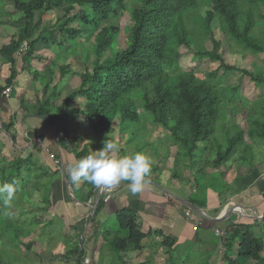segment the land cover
Returning a JSON list of instances; mask_svg holds the SVG:
<instances>
[{
  "label": "trees",
  "instance_id": "trees-1",
  "mask_svg": "<svg viewBox=\"0 0 264 264\" xmlns=\"http://www.w3.org/2000/svg\"><path fill=\"white\" fill-rule=\"evenodd\" d=\"M3 1L0 0L2 13ZM129 1L10 0L15 11L21 14L17 20L21 28L18 34H13L6 43L0 45V56L10 63V74L5 79V84L0 86V100L5 99L2 92L11 87V99L20 101L21 107L27 109L26 116H48V125L59 131L57 145L65 146L72 139L71 127L80 128L88 134L100 135L118 123L122 135L127 130V123H143L136 105L137 98L153 124L162 127L171 136L170 139L176 144L180 155L189 161L190 169L197 167L198 153L208 151L214 154L212 171L218 172L223 180L230 168L227 163L246 159L245 134L264 139V107L259 112L263 118H256L258 109L251 103L247 109L249 114L245 129L240 126L228 127L224 123L219 126L218 122L225 117V108L237 102L235 96H229V91L233 94L240 91V86H225L223 78L226 73L241 71L242 76L249 77L257 86H261L264 85V75L260 70L240 69L227 64L219 53L222 42L215 38L212 26L216 20L235 45L264 55V24L260 30L255 25L257 20L264 21V15L260 11L264 0H138L140 5L131 9L127 6ZM202 8H206L204 13L200 11ZM57 10L63 12L59 19V31L66 35L71 46L76 48L80 45L85 50V44H90L94 57L92 68L78 73V87L60 105L53 103V92L38 99L35 109L28 110L27 106L30 108V105L25 104L19 95L18 80L20 75L32 69L35 60L44 61V70L34 71L33 79L39 82L47 75L44 90L47 89L51 80V64L46 63L47 58L36 54V48L40 43H54L53 32L42 25L44 16ZM125 11L130 13L131 22L125 27V47L120 48L118 36L121 29L107 22ZM255 29L260 31L257 36L252 34ZM205 41L211 42V49L206 48ZM58 48L63 50L64 43L60 42ZM181 49H191L197 58H209L218 62L219 66L202 75L193 70H183L179 64ZM87 57H91L89 52ZM64 58L67 59V56ZM220 70L223 73L218 75ZM59 71L64 77L72 73V68L65 64ZM8 101L9 99H5V103ZM69 104L73 106L66 109ZM15 118L14 114L8 121L2 120L0 133V185L16 181L13 200L21 193L29 194L30 184L35 187L42 185H39L38 180L45 175L41 171L37 172L31 152L25 157L15 155L22 151L13 129ZM218 130L223 132L222 137L218 135ZM35 133L36 131L28 132V138H33ZM3 137H7L12 152L3 145ZM32 146L35 147V144ZM90 153L87 147L75 150L77 160ZM201 157L202 154L200 161ZM53 166L54 171L48 169L49 181L46 180L42 185L47 192L43 196L47 208L51 206L48 189L58 174L57 166ZM221 168H225L224 172ZM199 171H203L202 167ZM211 181L216 189V179ZM89 194L88 197L93 196L94 192ZM9 203L14 205V201ZM94 203L93 216L78 236L72 250L77 264H85L87 260H91L86 240L93 230L97 214L104 207V201L97 199ZM16 206L20 209V214H25L18 204ZM5 211H9V208L0 198V235H7L11 243L18 241L30 250L34 242H27L25 239L23 226L27 220L19 224ZM116 217L124 234L117 232L111 239L110 230H105L104 243L100 250L108 248L114 253V260L122 263L123 253L142 250L140 243L147 234L137 224L134 210L122 209L117 212ZM255 223L253 221L247 225L240 223L228 226L227 232L233 242L226 247L224 259L227 264H264V240L255 236ZM31 234L33 233L28 232L30 237ZM163 244L169 246L167 252L170 264H175V247H172L174 242L166 237ZM68 257L67 254L55 253L54 259L66 260ZM0 264H5L1 258ZM143 264L150 263L147 261Z\"/></svg>",
  "mask_w": 264,
  "mask_h": 264
},
{
  "label": "rangeland",
  "instance_id": "rangeland-1",
  "mask_svg": "<svg viewBox=\"0 0 264 264\" xmlns=\"http://www.w3.org/2000/svg\"><path fill=\"white\" fill-rule=\"evenodd\" d=\"M139 5L140 2L138 0H130L127 6L131 9L134 7H138ZM1 9L3 10V13L0 12V45L6 43L13 34H18L21 28V24L17 21L21 14L15 11V8L10 0H4L3 8ZM205 10L206 8H202L200 11L201 13H204ZM260 11L261 14L264 15V4H261ZM62 15L63 12L57 10L51 11L44 16L42 26L43 28H47L53 32L54 43H40L36 48V54L38 56L47 58V61L49 62L46 61V63L51 64V80L48 82L49 84L47 86V89L44 90L46 86L44 82H47V75L43 76L42 80L39 82L33 79L34 71L44 70V61L35 60L33 62L32 69L29 72L23 73L19 77V95H21L22 101H25V104L30 105V108L29 106H27L28 110L35 109L34 107L36 106L38 99H41L46 95L48 96L50 93L53 94V92H55V94H53V103H55V105H60L62 101L78 87L80 83L78 73L83 72L86 68H92V60L94 57L91 54L90 44H85V50H83L80 45H77L76 48H73L70 42L67 40L66 35L60 33L59 25L61 24V22L59 19L62 17ZM130 22V13L127 11L122 13L119 17L107 22V24L109 25L114 24L120 27L121 32L118 36L120 48L125 47L127 39L125 27L130 25ZM262 24H264V21L257 20L255 24L256 28L260 30L263 26ZM72 25H75V23H73ZM212 29L215 33V38L222 42L219 53L223 56L227 64L234 65L240 69L246 68L249 70H260L264 75L263 54H256L250 50L242 48L239 45H235V43L224 34L222 27L216 23V20L213 23ZM257 31L258 30L256 29L253 30L252 34L257 36L260 32ZM60 42L64 43L63 50H59L58 48V44ZM205 46L207 49L212 48L211 42L209 41H205ZM63 51L65 53H62ZM88 52L90 53V58L87 57ZM60 53L62 54V56ZM57 55L60 56L58 57ZM65 56H67V59L64 58ZM19 62L20 60L18 59V63ZM65 64L71 66L72 73L70 72L62 77L60 75L59 68ZM179 64L181 69L193 70L199 75H202L203 73L211 70H215L219 66L218 62L212 61L209 58H197L194 54V51L191 49L182 50V57L180 58ZM18 65L19 64H17V67ZM222 73L223 71L220 70L218 72V75H221ZM9 74V61L0 56V86L5 84V79L9 76ZM223 83L228 87L240 86V91L237 94H233L231 91L227 90L229 91V96L236 97L237 102L228 105L225 108V117H223V119L218 122L220 127L222 123H224L228 127L234 126L235 128V126H240L242 129H245L247 114H249L247 113V109L249 108L250 103L254 106L255 109H258L256 118H263L262 116H260L259 112L260 108L264 107V100H258L257 102H255V105L253 104V101L257 98L261 99L262 97H264V85L257 86L252 80L249 79V77L242 76L241 71L226 73L223 78ZM11 103L14 105V109L16 110V113L14 112L16 115V131L18 133L20 132V134L23 132L26 134V129H23L21 124L22 122H25L24 119L28 117L26 116L27 109H25V107L23 106L21 107L20 101H18V99L14 100V98H12ZM78 104L82 105V103L80 102H78ZM136 105L138 107V112L140 113V115H142L143 123H127L125 125V127H127V135H122L121 141L123 143L121 144V147H124L125 154L129 155L135 152H143L148 155L152 160V171L149 179L160 181L161 184L167 185L164 187L165 189L167 188L169 190L168 186H172V184L176 187L179 186L178 184L181 185L182 183L183 185H186L190 182L193 183L194 191L192 190V195H189L190 198L187 197V200L190 201L189 204H195L198 199L206 200V196H210L212 192L218 193L219 200H221V202H224V198L226 197L228 192L225 180L228 182L230 181L229 174H232L233 170L230 171L229 168L226 172V177L222 180L221 177H219L218 172L212 171L214 154L209 153L208 151H204L202 153L199 152V157L202 154L201 161L198 157L196 159L197 167H195L194 169H190L188 166L189 161L180 155L176 144H174L170 139L171 136L165 129H163L162 127H158L156 124H153L151 118L144 113V110L141 106V101L137 98ZM72 106L73 104H69L66 109L71 108ZM7 113H9V111H7ZM43 122H46V124L48 123L47 119L43 120ZM43 122H41V124ZM51 128L52 127L48 128L49 134L51 135L53 134L52 130L58 131L56 130V128H52V130H49ZM71 128L72 131H75L71 132V134L73 135L74 133L77 134L78 131H81L80 128ZM119 129L120 125L118 123H115L113 127L106 133V135L117 142L121 137ZM217 132L218 135L222 137L223 132L219 130ZM0 133H2L1 123ZM97 135L98 137L100 135L103 136V134H93L90 138V143L82 142L83 146L81 149L87 147L89 151L92 152L93 144H96L97 148L99 146L102 148L104 140L103 138H101L100 141H98ZM245 136L247 135L245 134ZM75 139L76 137L73 138V141L69 145L70 151L74 150L77 145L78 147L76 148L80 149V143L77 142H80L81 140L80 138L78 140ZM2 140L4 142L3 145L5 144L6 147L12 152L13 149L11 148L12 146L9 143L7 137H3ZM253 140L254 142L264 141L262 137H254ZM52 141H54V138H52ZM52 141L50 146L48 147L49 153H46V151L42 149H45L47 147L43 146L42 148H40L36 143L35 144L37 146L35 145V147L30 149V152L33 154L34 165H41L40 167H43V174L45 173V177L42 176L41 178H39V182H45L46 180L49 181L48 179L50 175L49 173L46 174L47 169L54 171L55 168L53 166L54 161L52 159L56 158L57 154L55 147L51 146L54 144V142ZM35 149L37 150V153H35ZM245 149L246 154L248 155V150L250 149L248 148L247 150V147H245ZM26 154L28 153H26L25 149L15 153V155L22 156H25ZM49 154H53L54 158H51L52 156ZM233 162L234 161L232 160V162L227 163L228 166L230 167ZM239 163H245V161H239ZM57 167L59 166L57 165ZM201 167L203 171H199ZM224 169L225 168H221V171L224 172ZM197 170L198 173H195L197 172ZM37 172H40V170H37ZM213 178L214 180L216 179V189L212 186L211 183V180ZM34 179H37V177ZM12 201H14V205L11 203L6 205L9 208V211H5V213L10 217L12 215L11 219L18 222L19 224L23 223L25 219L27 220L23 226L25 228V239L27 242L33 240L34 243L29 250L25 246L20 245L18 241L11 243L8 240L7 235H0V258L5 264H77L75 259L73 258L74 255L72 254V250H74V245L78 240V231L76 233H73L75 231L73 227L66 226L68 222H63L60 219L56 221L57 218L54 220H51L50 218L49 221H51L52 224L50 222L47 223L45 229L39 226V223H43L44 221L45 223L47 222V219H45L46 217H52L49 216V214L46 215L50 208H47L46 204H44L42 194H39V192H37L36 190L31 189L29 194L23 195V193H21L16 197V199ZM15 203L16 205L18 204L22 210H24L25 214H20V209L15 205ZM57 208H59V206L56 207V210H58ZM84 219L85 220L83 221L86 223V221H88L87 219L89 218L88 216H86V218ZM80 223L82 222H79L77 224L78 227ZM63 225L64 227L66 226V228L62 232V229H64ZM53 227L56 230H54ZM107 227L111 232V239L114 238V236H116L115 234L117 233L112 234L111 229H119V224L116 217H110ZM261 227V224H256V226H254V234L256 237L263 238L264 240V230ZM49 229L56 232L52 234ZM28 232L33 233L31 234V237L28 235ZM38 234L39 236L42 234V236L39 237ZM204 235L207 237L210 243L219 245L220 240L218 238H215L212 233H210V231H205ZM159 245L162 247H152V252H149L147 247L146 249H144V247L139 251L125 252L123 253L124 261L122 263H118L114 260V253H111L108 248L105 247L104 250L101 251L100 249L97 250L96 247H92L94 248V250H92L90 254L91 260H87L85 264H143L147 261L150 264H170L169 254L165 250L167 247H165V244H163V241L160 239ZM206 248L208 247H193V245H190V247L176 246L173 253L175 257V264H227L224 259L226 251L225 247H212L207 250ZM55 253L67 254L69 255V257L66 260L65 258L55 260ZM262 255L264 257V252L262 253ZM94 260L96 263L94 262Z\"/></svg>",
  "mask_w": 264,
  "mask_h": 264
},
{
  "label": "crops",
  "instance_id": "crops-1",
  "mask_svg": "<svg viewBox=\"0 0 264 264\" xmlns=\"http://www.w3.org/2000/svg\"><path fill=\"white\" fill-rule=\"evenodd\" d=\"M5 99H9V101L5 103ZM5 99H2L4 102L0 100L1 125L2 120L8 121L10 117L16 113L14 105L11 103V98ZM258 100H264V97L255 99L253 104ZM7 111H9V113H7ZM45 119L48 118L36 114H31L25 118V122H22L21 126L23 129H26V134L24 132V134H20V132L18 133L16 131V123H14L13 128L14 131H16L21 150L25 149L26 153H30V149L33 148L32 144L36 143L34 137H40L42 139V146L36 144L40 148L43 146L47 147L42 149L45 150L46 153H49L47 150H49L48 147L51 144L52 138H54V141H52L54 144L51 146L55 147L57 154L56 159L60 162L56 164L52 159L54 164L59 166L56 167L58 174L55 175L54 182L48 189L51 206L46 215L49 214V216L52 217H46L45 219H47V222L45 223L44 221L43 223H39V226L45 229L47 223L50 222L52 224V222L49 221L50 218L51 220L57 218L56 221L60 219L63 222H68L66 226L75 228L73 233L78 231V236H80L89 222L86 221L85 223L83 221L85 220L84 218L88 216L89 219L87 220H90L93 216V203L94 201L96 202L97 199H104L101 195L103 191L104 195L109 196V200L107 202L103 200L104 207L97 214L93 230L86 240V246L89 247L88 250L90 253L94 250L92 247H96L97 250L103 247V234L105 230H108V220L112 216L116 217L117 212L125 208L136 212L137 224L140 226L141 231L147 234L141 241L140 247H142V249L144 247V249H146L147 247L149 252H152V247H162L159 245V239L163 241L166 237L174 242L172 247H190V245H193V247H208L206 250L212 247H229L232 245L233 240L229 232H227V228L231 224L237 225L243 223L247 225L255 221V226L256 224H261V228L264 230V141L254 142L253 138H257L256 136L252 137L247 134L245 138L247 150L248 148L250 149L248 150V155L246 154L245 163H239L237 160L230 166V171L233 170V172L229 174L230 181L228 182L225 180L226 187L228 188L227 195L224 198L225 201L221 202L218 198V193L212 192L210 196H206V200L198 199L195 204H189L190 201L187 200V197H189L192 190L194 191V186L191 182L186 185H183V183L181 185L178 184L179 186L176 187L172 184V186H168V190L164 188L167 185L161 184L160 181L150 179V183L145 186L144 190L135 196L131 195L128 188L129 182L127 181H122L119 185L108 189H97L84 180H81L78 186L70 184L67 169L70 165L78 161L75 156V150H81L83 143H90V138L93 134H88L84 130H77V134L74 133L73 135L71 132L75 131L71 130L70 136L72 139L69 140L65 146H60L57 145L56 142L59 131H53L51 128L49 130H52L53 134H49L48 128L50 127L49 125L47 126L48 123L46 124V122H43ZM41 122L43 123L41 124ZM33 131H36V135L33 137L34 139L28 138V132ZM106 133L107 132L103 133V136L100 135L99 137L97 135L98 141H100L101 138H103L104 141L107 138L111 139ZM125 134L127 135L126 131L122 135L125 136ZM122 135L117 142L112 140L117 143L119 147V155L125 156L124 147H121V144H123L121 142ZM75 137V140L79 138L81 140L77 142L80 143V149L76 148L78 147L77 145L74 150L70 151L69 145ZM26 139L30 141H26ZM99 149H101L100 146L97 148L96 144H93L92 152ZM35 153H37L36 149ZM40 166L41 165H35L36 170L41 171L43 167ZM41 172L43 173V170ZM40 184L44 185V182H40L39 185ZM42 185L35 187V185L30 184L29 191H31V189L36 190L39 194H42L43 198L47 192L42 188ZM90 192H94V194L88 197ZM57 206H59V208H57L58 210H56ZM188 210L191 211L190 217L186 216ZM79 222L82 223H80L78 227L77 224ZM66 226L64 227L63 225L64 229H62V232L65 230ZM216 228H219L223 232L222 236L215 235L214 230ZM54 230L56 229L54 228ZM111 230L112 234L117 232H119L118 234H124L123 231L120 230V227L118 230L115 228ZM49 231L52 234L56 232L51 229H49ZM205 231H210L215 238H218L220 240L219 245L210 243L204 235ZM40 236H42V234ZM165 247L169 246L165 244ZM165 250L167 251V248Z\"/></svg>",
  "mask_w": 264,
  "mask_h": 264
},
{
  "label": "clouds",
  "instance_id": "clouds-1",
  "mask_svg": "<svg viewBox=\"0 0 264 264\" xmlns=\"http://www.w3.org/2000/svg\"><path fill=\"white\" fill-rule=\"evenodd\" d=\"M152 160L143 152L119 155V147L106 139L101 149L88 154L67 169L69 183L79 185L84 180L97 189H108L127 181L131 195L141 193L150 183ZM16 192V181L0 185V198L8 205Z\"/></svg>",
  "mask_w": 264,
  "mask_h": 264
},
{
  "label": "built area",
  "instance_id": "built-area-1",
  "mask_svg": "<svg viewBox=\"0 0 264 264\" xmlns=\"http://www.w3.org/2000/svg\"><path fill=\"white\" fill-rule=\"evenodd\" d=\"M24 46L26 47V43L24 44ZM24 47V48H25ZM11 93H12V89H11V87H8V88H6L3 92H2V96L3 97H5V98H10L11 97ZM27 136H28V134H27ZM35 142L39 145V146H42V139L40 138V137H35ZM48 152H49V150H47ZM51 158H54V156H53V154H51ZM55 162H56V164H59V160L58 159H56V158H54L53 159ZM101 195L104 197V201L105 202H107L108 200H109V196L108 195H104V193H103V191L101 192ZM186 216L187 217H190L191 216V211L190 210H188L187 212H186ZM214 233H215V235L216 236H222L223 235V232L219 229V228H216L215 230H214Z\"/></svg>",
  "mask_w": 264,
  "mask_h": 264
},
{
  "label": "water",
  "instance_id": "water-1",
  "mask_svg": "<svg viewBox=\"0 0 264 264\" xmlns=\"http://www.w3.org/2000/svg\"><path fill=\"white\" fill-rule=\"evenodd\" d=\"M44 118H48V116H44Z\"/></svg>",
  "mask_w": 264,
  "mask_h": 264
}]
</instances>
